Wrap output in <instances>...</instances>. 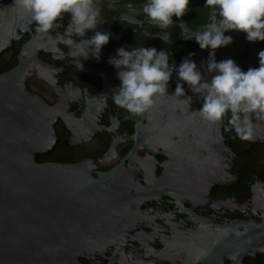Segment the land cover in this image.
<instances>
[{
  "label": "flooded vegetation",
  "instance_id": "obj_1",
  "mask_svg": "<svg viewBox=\"0 0 264 264\" xmlns=\"http://www.w3.org/2000/svg\"><path fill=\"white\" fill-rule=\"evenodd\" d=\"M144 2L100 0L97 30L110 40L99 61H85L56 39L68 14L42 34L14 0H0V75L18 72L50 127L52 146L38 163L81 167L95 178L112 173L111 237L81 264H264V119L253 118V139L243 141L227 120L204 121L203 99L186 84L190 106L168 96L174 80L140 116L112 101L120 81L109 59L119 48L165 50L178 68L198 52L187 35L209 21L205 0H190L189 12L161 30L148 23Z\"/></svg>",
  "mask_w": 264,
  "mask_h": 264
},
{
  "label": "water",
  "instance_id": "obj_2",
  "mask_svg": "<svg viewBox=\"0 0 264 264\" xmlns=\"http://www.w3.org/2000/svg\"><path fill=\"white\" fill-rule=\"evenodd\" d=\"M225 35L232 43L215 51L217 62L232 59L245 72L259 67L264 41ZM186 40L198 46L191 34ZM209 51L198 46L193 61L210 80ZM17 73L0 75V264H81L111 237L112 173L95 178L81 167L38 163L52 146L49 125H42L43 105L18 84ZM170 80L176 87L177 74Z\"/></svg>",
  "mask_w": 264,
  "mask_h": 264
},
{
  "label": "clouds",
  "instance_id": "obj_3",
  "mask_svg": "<svg viewBox=\"0 0 264 264\" xmlns=\"http://www.w3.org/2000/svg\"><path fill=\"white\" fill-rule=\"evenodd\" d=\"M99 3L100 0H14V6L30 17L42 34L48 35L60 27V21L68 14L66 31L56 39L70 49L73 58L85 61L90 56L99 61L102 48L110 40L109 32L97 30L102 12ZM189 4L190 0H145L142 12L149 24L164 30L173 24V17L179 20L189 12ZM204 8L209 21L194 30L191 37L201 50H210L206 72L215 75L208 80L191 58L184 59L178 68L173 67L165 50L121 47L109 59L120 81L112 101L130 116H140L154 106L157 97L168 95L175 71L179 82L168 96L190 106L186 84L203 99L198 114L204 121L219 125L227 120L239 139L250 141L255 128L253 118L264 119V51L258 54L259 67L246 72L232 59L217 62L215 51L232 43L226 32H241L250 43L264 41V0H205ZM89 31L94 34L85 38ZM78 66L82 68L83 64Z\"/></svg>",
  "mask_w": 264,
  "mask_h": 264
}]
</instances>
